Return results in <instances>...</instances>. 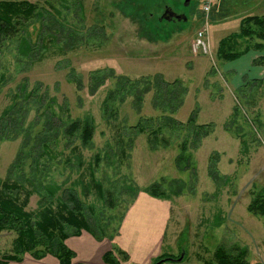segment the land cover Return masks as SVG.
Segmentation results:
<instances>
[{"label":"rangeland","instance_id":"1","mask_svg":"<svg viewBox=\"0 0 264 264\" xmlns=\"http://www.w3.org/2000/svg\"><path fill=\"white\" fill-rule=\"evenodd\" d=\"M135 2H38L39 15L3 43L0 177L77 190L102 239L70 236L74 263L106 264L112 252L120 264H157L161 256L176 259L162 264H218V250L240 247L264 264V215L249 210L264 194V64L253 63L264 52L234 62L217 56L244 17L264 16V0L219 2L206 55L192 50L203 0L188 8L185 0ZM165 7L189 20L158 22L150 34L146 22L162 21ZM86 120L94 126L88 145L81 131L66 133ZM152 186L163 194L151 195ZM39 201L34 194L28 210ZM15 238L0 235V258ZM9 264L60 262L26 253Z\"/></svg>","mask_w":264,"mask_h":264},{"label":"trees","instance_id":"2","mask_svg":"<svg viewBox=\"0 0 264 264\" xmlns=\"http://www.w3.org/2000/svg\"><path fill=\"white\" fill-rule=\"evenodd\" d=\"M43 1L49 0H35V2L30 0H0V51L6 40L17 35L28 25L30 20L39 15L38 2ZM140 1L148 2V4L158 3V1H162V4L166 3L165 0ZM137 2L138 0L135 3L137 4ZM149 12L151 11L146 9L148 17L146 20L154 17ZM158 22H162L161 24L164 22L172 23L167 20H157V17L154 23L146 22L150 34H158L160 29L154 30V27L159 25ZM164 27L166 28L165 25ZM251 41L253 43H250ZM240 48L242 49L239 50ZM253 49L264 52V16L250 15L244 17L240 22L238 33L221 39L217 48V56L224 62H234L243 58ZM253 63L254 66L262 65L264 58L254 60ZM263 81L264 77L258 83H263ZM18 101L16 100V104L14 103L15 109H17ZM14 108L12 106L13 112L15 111ZM12 111H7L6 114L11 113L13 115ZM193 118V116L190 118L191 126H193ZM198 127H200L199 130L205 131L206 136L209 135V132L202 128V125ZM144 129L142 127L141 131ZM80 131L83 144L88 145L93 138L94 131L91 120L72 122L66 133L73 136ZM153 133L155 136L158 135L157 131ZM157 187H150L148 192L153 196L163 194ZM34 194L40 197L39 207L36 211H29L28 206ZM84 205L74 188L65 190L63 185L53 182L47 185H38L24 176L20 180L11 177L4 180L0 177V235L4 232L16 234L13 252L3 255L0 258V264L21 262L26 253L37 260L51 255L57 258L60 264H87L74 263L76 253L66 245L70 236L79 237L82 231H87L94 237L102 239L101 236L97 235L96 229L92 227L90 217L85 216ZM249 210L252 214L264 215V194H257L251 202ZM68 228H73V232L67 230ZM236 249L235 254L218 250L215 256L218 264H260L248 260V251L245 248L238 247ZM185 259L186 256L183 260ZM163 260L175 261L176 259L161 256L156 263ZM103 261L106 264H120L112 252L105 254Z\"/></svg>","mask_w":264,"mask_h":264},{"label":"built area","instance_id":"3","mask_svg":"<svg viewBox=\"0 0 264 264\" xmlns=\"http://www.w3.org/2000/svg\"><path fill=\"white\" fill-rule=\"evenodd\" d=\"M221 1L222 0H203L201 11L204 16V21L202 27L197 30L192 44V50L195 54L202 53L206 55L211 53L208 41L210 30L209 16L213 8Z\"/></svg>","mask_w":264,"mask_h":264},{"label":"water","instance_id":"4","mask_svg":"<svg viewBox=\"0 0 264 264\" xmlns=\"http://www.w3.org/2000/svg\"><path fill=\"white\" fill-rule=\"evenodd\" d=\"M191 3V0H185V6H189ZM176 18L178 20H187V17L185 15H177L176 13L173 12V10L169 7L165 9V12L161 18V20L165 19L167 21H171L173 18ZM184 259V255H182L177 261H182ZM167 260H163L158 262L157 264H162L164 262H166Z\"/></svg>","mask_w":264,"mask_h":264},{"label":"flooded vegetation","instance_id":"5","mask_svg":"<svg viewBox=\"0 0 264 264\" xmlns=\"http://www.w3.org/2000/svg\"><path fill=\"white\" fill-rule=\"evenodd\" d=\"M165 8H169V7H165ZM187 8H188V7H187ZM173 12L176 13L177 15H185V16H187L186 14L178 13V12H176L175 10H173ZM163 13H164V11H163ZM168 22L176 23V22H183V20H178V19H176V18L174 17L171 21H168ZM185 22H187V21H185Z\"/></svg>","mask_w":264,"mask_h":264},{"label":"crops","instance_id":"6","mask_svg":"<svg viewBox=\"0 0 264 264\" xmlns=\"http://www.w3.org/2000/svg\"><path fill=\"white\" fill-rule=\"evenodd\" d=\"M160 15H161V14H160ZM160 15H159V16H160ZM247 55H248V54H247ZM245 56H246V55H245ZM241 59H242V58H241ZM253 59H254V56L251 57V61H250V63L252 62ZM251 64H252V63H251ZM262 68H264V67H262ZM263 70H264V69H263ZM76 249H77V248H76Z\"/></svg>","mask_w":264,"mask_h":264}]
</instances>
